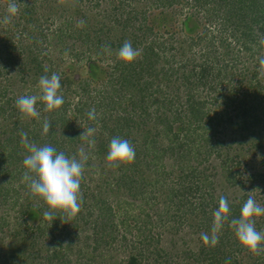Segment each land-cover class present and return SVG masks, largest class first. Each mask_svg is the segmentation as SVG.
Returning <instances> with one entry per match:
<instances>
[{
	"label": "trees",
	"instance_id": "1",
	"mask_svg": "<svg viewBox=\"0 0 264 264\" xmlns=\"http://www.w3.org/2000/svg\"><path fill=\"white\" fill-rule=\"evenodd\" d=\"M2 2L5 5L0 6V205L6 210L17 209L13 234L17 237L22 233L20 239L30 246L24 250V259L38 257L41 247L37 243L48 235L50 243L42 249L45 263L71 264L70 255H76L72 264H79L77 258L92 261V253L101 243L105 247L116 240L119 230L114 217L118 209L126 214L133 204L132 198L141 193L138 190L142 183L132 177L138 165L157 166V174L165 178L173 172L162 165L169 154L176 164L175 173H180L177 181L168 183L169 194L177 205L174 221H184L185 217L195 215L197 209L203 212L210 205L205 210L210 214L203 212L198 224L209 223L220 198L216 196L215 203L207 198L215 196L209 177L218 174L217 165L229 185L248 183L238 200L228 202L230 214L223 229L233 236L234 245L229 244L230 251L219 255V261L217 258L221 264H240L237 255L248 250L234 238L229 222L239 218L249 196L264 206V171L254 169L238 179L236 175L243 176L247 161L240 159L234 149L232 152L231 145L235 133L238 138L250 139L249 143L264 144V77L257 71L258 57L264 54L260 44L264 35V0H74L72 11L57 0H17L19 11L8 24L2 21L9 0ZM158 17L159 26L155 24ZM80 21H84L83 26H79ZM125 41L140 50V56L131 63L112 54ZM104 45L110 46L111 55L103 51ZM52 47L58 50L57 58ZM65 55L78 61L85 57L88 79L73 80L65 74L69 71L59 72L58 65L51 68L52 62ZM111 58L115 60L109 68L99 64ZM156 67L163 71L161 75ZM52 73L62 75L59 94L64 104L45 112V104L38 100L39 119L26 121L27 117L15 106L16 100L25 95L39 96V78ZM158 79L167 85L160 88L156 85ZM93 82L97 86L89 88ZM200 86L206 90L204 96L196 93ZM220 98L226 105L224 114L208 107L210 103L218 105ZM92 108L96 110L95 120L87 116ZM45 118L52 125L47 135L42 134ZM218 125L224 127L219 130ZM88 128L94 129L90 138L95 140V146L90 149L80 136ZM138 130L144 131L141 140L133 135ZM21 133H27L28 142L50 145L68 157L79 158L81 146L88 150L89 160L80 185L83 200L74 217L56 211L52 222L43 218L48 206L30 193L27 182H22L26 171L22 162L28 152L21 143ZM161 135L165 144L158 138ZM113 137L130 141L136 153L134 162L109 166L103 156ZM197 158L204 163L213 160L197 168L192 163ZM157 160L160 166L152 164ZM94 171L98 176L93 186ZM103 172L108 173L107 178ZM197 195L200 200L194 203ZM5 209L0 215L1 227L8 224ZM253 219L256 229L264 231V215ZM121 238V245L126 246L128 239ZM134 245L132 241L130 246ZM2 258L6 261L13 257L4 251ZM258 258L262 261L258 264H264V253ZM124 264L151 263H143L140 254L131 252Z\"/></svg>",
	"mask_w": 264,
	"mask_h": 264
},
{
	"label": "rangeland",
	"instance_id": "2",
	"mask_svg": "<svg viewBox=\"0 0 264 264\" xmlns=\"http://www.w3.org/2000/svg\"><path fill=\"white\" fill-rule=\"evenodd\" d=\"M59 4H61L62 7L68 9V11H72L75 3L74 0H57ZM5 5L2 0H0V6L3 7ZM0 7V8H1ZM185 11H187V8H184ZM189 10H192L190 8ZM182 18V16H181ZM177 16H176V22H177ZM181 20V19H180ZM179 20V21H180ZM159 17L155 18V24H159ZM58 24V23H57ZM55 24V25H57ZM177 24V23H176ZM54 26V25H53ZM52 26V27H53ZM159 26V25H157ZM178 26V25H177ZM189 27V26H188ZM212 27V26H211ZM234 47V45L232 44ZM231 46V48H232ZM52 54L54 57L57 58L58 56V50L51 48ZM117 52H112L113 56H117ZM115 54V55H114ZM184 54H181L183 56ZM118 57V56H117ZM59 60L52 62L51 68H54L56 65H58L57 70L59 72L62 71H69L66 72L70 78L73 80L78 79H88V74L86 70V62L85 57H83L81 60L72 59L71 57L65 55L62 58L58 57ZM112 59V60H111ZM106 60H101L99 64L103 66L104 68H109L111 66L112 61L115 60V58H111ZM159 60V62L161 63ZM58 62V63H56ZM249 63L247 61L245 62V66H247ZM159 75L163 73L160 67H156ZM62 76V75H60ZM63 76H65L63 74ZM156 85H158L160 88L163 86H166V81L157 80ZM97 86V83H91L89 88H93ZM39 90V89H38ZM167 91V87H166ZM206 90L202 89V86L198 87L196 90V93L199 95L204 96ZM78 94V93H77ZM74 96V94H72ZM76 97V96H74ZM221 102H218V105H214L213 103L208 104V107L210 110H220L222 114L225 113L226 105L223 103L222 98H220ZM150 109H154V107H151ZM216 115V113H209V116ZM29 118H26V121ZM224 127V126H223ZM222 125H218V129L223 128ZM146 129V128H144ZM153 129V128H152ZM151 129V130H152ZM142 131V129H141ZM139 132V130H138ZM220 132V131H219ZM237 132V130H236ZM143 132L136 133L133 131V135L135 136L136 140H141ZM220 135V134H219ZM159 140L165 144L166 139L164 135L158 137ZM234 139L231 147L232 152L234 149L235 154H238L240 159H244L247 161L246 164V171L242 174L243 176H237L238 179H242L243 177H246L248 173H250L254 169H259L264 171V144L260 141L259 144L256 143H249L250 139H245V137H239L237 133H235V136L232 137ZM241 141V142H240ZM229 143L230 140H228ZM106 155L103 156L105 159ZM100 160V159H99ZM96 162L101 166H103V162ZM213 160L212 158L205 161H202L201 158L192 159V163L196 165L197 168L203 167V165H206L207 162H210ZM160 161L157 160V162H153L152 164H159ZM164 162L162 165H165V168L168 170L172 169L173 172L168 174V176H165L163 178L159 174H157L158 167L157 166H150L145 164L138 165V171H135V177L134 179L137 180L139 183L141 182L142 187L140 188L141 193H137L135 198L133 199V204L131 206V209L126 210L127 213L125 214L122 208L118 209V214L114 220V222L118 223V235L116 237V240L110 241V244H106L105 247H103L102 243L97 247L96 251L92 253L94 254V258L92 261L85 260L81 258H77L79 264H124L125 258L130 254L131 252L135 254H140V257L142 259L143 263H151V264H219V255H224V251L229 252V244H233V236L231 234H226L225 230L222 228L219 233V243L215 247H209L203 244V242L200 239L201 233H211V227L213 223V215L211 214V219L207 225L203 224L200 225L198 222L203 217V212L210 214V212H205V210H208L211 208L210 205H206L203 209V212L197 209L195 211V215H192L190 218L184 219L182 221L181 219H177V221H174V214L177 212L175 199L172 198L171 194H169L168 187L170 182L177 181V178L180 176V173H175L174 168L176 164L173 162L172 159H170L169 154L164 157ZM197 162V164H196ZM214 162H218V158L214 160ZM211 164V163H210ZM242 166L240 165L238 167V173H240ZM160 169V167H159ZM215 169L218 171V174L214 175L213 177H209L210 185H212V188L214 189V197L210 198L207 197L210 200H213L212 202L215 203V201L218 199L216 196H225L228 200V202L238 200L239 197L244 193L247 184H244L242 186L236 183L230 184L224 179L223 172L219 173L221 171V168L217 165ZM134 174V173H133ZM237 174V173H236ZM94 176V180L91 183L93 186L95 184L96 178L98 176V172L94 171L92 173ZM104 177L108 176V173L103 172ZM107 178V177H106ZM144 183V184H143ZM208 186V181L205 182ZM138 184V183H137ZM245 186V187H244ZM264 186V185H263ZM252 191H255L254 189ZM118 192V191H117ZM251 193V192H249ZM118 197L122 198V193L118 192ZM246 194V193H245ZM248 194V193H247ZM127 199H130V197H127ZM207 199V200H208ZM126 200V199H125ZM193 198L190 199L192 201ZM199 199V195L195 198L194 203H197ZM2 209H5L1 207L0 205V215L2 214ZM6 210V209H5ZM5 212V216L7 217L8 224L0 226V256L2 258V253L5 251L13 258H7L6 261L0 260V264H47L45 263V259L42 257L45 255V252L42 251L43 248L46 247L50 243V237L48 235H45L43 237V240L39 241L37 244L41 247V251L39 253L38 257H24L25 254V248L30 247L27 245L28 241H23V239H20V235L22 233L17 234V237L13 234V227H14V219L13 216H17L18 212L17 209H8ZM94 215L90 217V220L93 219ZM203 221V219H202ZM204 222V221H203ZM264 223V222H263ZM262 223V224H263ZM210 224V225H209ZM23 227H25L23 225ZM20 228V227H19ZM124 230V231H123ZM259 231V230H258ZM90 230H87L86 234H88ZM24 234V230H23ZM83 234L80 235V237ZM121 236H125L126 239H128L126 246H122V238ZM224 236V237H223ZM236 238V237H234ZM145 240V242H142L141 240ZM130 240V241H129ZM134 241L136 247L130 246V243ZM88 243L90 245L91 241L88 240ZM228 243V244H227ZM134 245V246H135ZM223 245V246H222ZM218 251H217V248ZM217 251V252H216ZM90 253V252H89ZM100 253V254H99ZM16 254L19 255V257H15ZM214 254H217L216 256ZM218 258V261H217ZM236 261L240 264H258L260 261V258H258V255H254L251 252H244L240 253L236 257ZM71 264L75 261L76 255H70ZM221 264V263H220ZM263 264V263H262Z\"/></svg>",
	"mask_w": 264,
	"mask_h": 264
},
{
	"label": "clouds",
	"instance_id": "3",
	"mask_svg": "<svg viewBox=\"0 0 264 264\" xmlns=\"http://www.w3.org/2000/svg\"><path fill=\"white\" fill-rule=\"evenodd\" d=\"M19 11L17 0H9L7 15L2 23L8 24L11 18ZM84 21L79 22L83 26ZM261 46H264V35L260 39ZM103 51L111 55V48L103 46ZM117 56L121 61L131 63L140 56V50L134 49L130 41H125L119 48ZM258 73L264 77V54L258 57ZM60 75L52 73L51 76H41L38 81L40 95L20 96L15 106L18 111L27 118L40 117L36 108L37 101L45 104L44 111L51 112L64 104V98L59 94L61 88ZM90 120L97 118L95 108L88 111ZM52 127L51 122L45 118L42 122V134L47 135ZM94 134L93 128H88L81 133V138L86 141L87 148L95 146V140L90 137ZM27 133H21V143L27 149L28 154L23 159V167L26 171L22 175V182H27L30 193L40 197L48 206L43 212V218L53 221L54 213L61 211L68 217H74L79 213L82 204L80 191L81 181L85 165L89 160V153L85 146L78 149V156L68 157L64 152H57L56 148L50 145L37 146L26 139ZM135 149L127 139L113 137L108 145L106 161L109 166L118 167L120 164L132 163L135 159ZM230 214V206L225 196H220L218 207L212 213L213 223L211 233H201L200 239L204 245L215 247L219 243V233L223 228ZM264 215V206L258 204L254 197L249 196L243 203L239 218H233L229 227L234 230L238 242L254 255L264 253V231H258L255 227L254 217Z\"/></svg>",
	"mask_w": 264,
	"mask_h": 264
}]
</instances>
